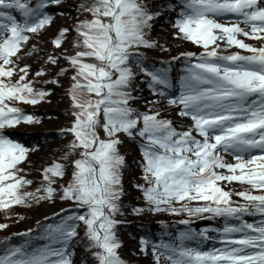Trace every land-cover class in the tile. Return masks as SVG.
I'll return each mask as SVG.
<instances>
[{"label": "snow or ice", "instance_id": "obj_1", "mask_svg": "<svg viewBox=\"0 0 264 264\" xmlns=\"http://www.w3.org/2000/svg\"><path fill=\"white\" fill-rule=\"evenodd\" d=\"M61 2L0 0V209L24 205L29 198L52 199L57 191L53 186L71 169L60 198L71 200L82 211L67 216L54 228L49 226L50 243L42 249L5 245L0 264H73L70 243L79 236L81 223L86 250L96 264H126L118 252L121 242L116 235L124 194L121 133L145 141L141 167L147 187H137L150 210L209 214L204 218L225 220L222 229H214L222 247L208 251L187 247L186 240L209 239L207 230H189L180 234L179 244L153 246L154 254L159 251L157 264L161 257L169 264H264V0H182L174 27L183 39L203 48L199 56L181 54L196 62L186 66L180 94L168 101L179 108L178 115L192 121L185 131L161 118L159 111L139 113L130 103L136 99L132 95L136 79L132 64L140 62L141 48L156 47L148 34L160 13L150 11L144 0L81 4L80 11L91 18L75 28L72 47L76 51L48 56L52 65L63 59L70 66L61 68L57 76L74 72L68 92L73 121L65 130L73 140L60 160L42 170L40 186L27 192L22 189L34 181L21 175L24 169L20 165L31 149L10 138L5 130L35 122L14 102L35 105L50 93L35 89L36 81L28 79L30 65L20 67L17 60L23 59L19 54L31 34L52 24L53 17L45 9ZM70 31H59L53 40L55 48H62ZM241 36L260 42V46L246 43ZM232 47L248 54H223ZM36 51L33 45L27 55ZM139 71L148 78L154 95H167L172 85L166 69L140 67ZM45 74L46 70L40 69L35 75ZM14 75L19 78L12 82ZM234 182L249 187L226 190V185ZM256 216L260 217L256 222L245 219ZM7 227L0 224V230Z\"/></svg>", "mask_w": 264, "mask_h": 264}, {"label": "trees", "instance_id": "obj_2", "mask_svg": "<svg viewBox=\"0 0 264 264\" xmlns=\"http://www.w3.org/2000/svg\"><path fill=\"white\" fill-rule=\"evenodd\" d=\"M153 13H160L151 23L148 39L156 43V47L141 48L148 55L139 58V63L133 61L132 67L136 72V79L133 82L132 95L136 97L131 101V107L139 113L159 111L161 118L171 120L178 131L181 130V121L177 112L167 101L168 97L154 95L148 87V78L139 71L140 67L149 70L168 71L169 81L175 84L189 61L182 53H196L197 56L203 51L201 46L183 39L178 30L168 23L169 11H174L176 3L172 0H144ZM91 3V0H62L60 5L65 9L52 26L39 32L36 35L38 51L34 52V59L31 63H22L17 60L20 67L30 65L28 79L36 81L33 84L35 89H42L48 93L43 101L33 104L17 103L14 106L21 108L26 115H31L35 122L21 123L14 128L6 129L10 138L31 149L28 159L20 165L24 169L21 175L34 183L22 191L34 192L42 181V170L51 165L54 161L60 160L67 152L73 136L65 130L72 126V102L69 98L71 87V76L73 71H68L63 76H57L61 68H69L65 60L52 65L48 62L49 55H72L76 51L72 47L76 39V26L84 19H90L88 13L80 11V5ZM69 28L68 38L57 49L53 40L59 31ZM68 51L65 52L64 49ZM177 57L176 61H171ZM165 60L167 62H161ZM45 69L46 74L36 77V72ZM19 75L12 77V82L18 80ZM59 80V83L48 81ZM176 86V85H175ZM167 94L171 92L166 90ZM155 101V103H151ZM101 137H104L101 131ZM122 144L119 145L121 155L125 157L123 169V196L120 201V213L116 219L120 223L116 227V235L121 242L118 252L126 264H157L155 258L159 251L154 254L153 246L163 244L176 245L179 242V234L184 226L179 224L183 220L199 221L201 216H189L187 213L179 215L170 212H154L150 210L151 205L146 201L143 192L137 185H145L144 173L141 165L143 156L141 145L145 141L138 135L128 137L121 133ZM69 175L59 181L55 187V195L50 200H33L29 198L24 205H13L7 209H0V224H7L8 227L0 230V251L5 245L8 247H26L31 251L42 249L49 245L48 228H53L62 223L67 216L82 211L71 200L61 199V186L64 181L70 179ZM179 207V204L176 205ZM136 209H144L137 212ZM59 214V215H57ZM163 223V224H162ZM79 236L70 243V249L74 252L73 264H96L95 260L88 253L87 240L84 237V227L81 223L77 229ZM31 231L30 233H27ZM7 238V240L5 239ZM142 241H147L143 244ZM59 246V245H54ZM146 249V251H145ZM159 264H169L166 257H161Z\"/></svg>", "mask_w": 264, "mask_h": 264}, {"label": "rangeland", "instance_id": "obj_3", "mask_svg": "<svg viewBox=\"0 0 264 264\" xmlns=\"http://www.w3.org/2000/svg\"><path fill=\"white\" fill-rule=\"evenodd\" d=\"M173 1H178V0H173ZM178 3V2H177ZM178 4H180V3H178ZM50 8H52V9H54V11L51 9L50 11H49V15H51L52 17H53V22H55L56 20H57V17H59L60 15H61V13L63 12V11H65V9L61 6V5H56V4H54V5H50ZM180 8H179V11H178V13H180ZM174 13V12H173ZM179 18V16H177L176 18H169L168 19V23H170V22H172L171 24L172 25H174L175 24V22H176V20ZM170 21V22H169ZM53 22H52V24H53ZM52 24L51 25H49V26H47L45 29H47V28H49V27H51L52 26ZM36 35L38 36V33H36V34H31V39L28 41V43H27V45L23 48V51L19 54V55H21V56H23V59H18L20 62H22V63H31L32 61H33V59H34V53L32 54V55H27V53H28V51L32 48V46L33 45H35V47L36 48H38L37 47V45H38V41H37V38H36ZM239 38H241V39H244L245 40V42L246 43H249V42H251V43H256L257 44V46L259 47L260 46V42H258V41H254V40H252V41H249V39H247V38H244V37H239ZM224 46L221 44V48H223ZM240 49H237V48H235V47H232V48H228L223 54H230V53H233V52H236V51H239ZM14 59H16V58H14ZM180 89H181V83H180ZM181 91V90H180ZM180 91L177 93V94H175V96H178L179 94H180ZM175 96H173V98L175 97ZM174 108L179 112V108L177 107V106H175L174 105ZM182 123H183V125H184V127H183V130L182 131H185V130H187V127L188 126H190L191 124H192V121L189 119V118H187V117H184L183 118V120H182ZM194 135H195V133H194ZM199 138V137H198ZM227 157V156H226ZM229 161H231V160H229ZM222 186H224L223 184H222ZM249 186L248 185H241V184H238V183H232V184H227L226 185V190H236V191H240V190H243V189H245V188H248ZM254 194H257V193H254ZM239 200H241V199H239ZM195 203V202H194ZM186 241H184V243H185Z\"/></svg>", "mask_w": 264, "mask_h": 264}, {"label": "bare ground", "instance_id": "obj_4", "mask_svg": "<svg viewBox=\"0 0 264 264\" xmlns=\"http://www.w3.org/2000/svg\"><path fill=\"white\" fill-rule=\"evenodd\" d=\"M241 202H243V201L241 200Z\"/></svg>", "mask_w": 264, "mask_h": 264}]
</instances>
